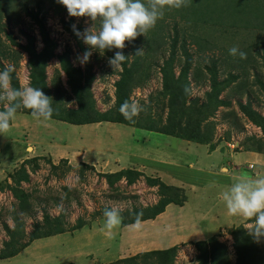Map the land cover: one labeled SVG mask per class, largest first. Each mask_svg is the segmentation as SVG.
Instances as JSON below:
<instances>
[{
	"label": "rangeland",
	"instance_id": "1",
	"mask_svg": "<svg viewBox=\"0 0 264 264\" xmlns=\"http://www.w3.org/2000/svg\"><path fill=\"white\" fill-rule=\"evenodd\" d=\"M20 1L4 3L5 8H9L8 16L0 11V71L7 64L15 66L11 85L16 88L32 87V81L28 55L13 41L26 44L25 32L34 37L36 51L42 48L38 27L19 5ZM23 1L29 6L35 2ZM42 13L46 15L44 23L49 36L56 42L54 54L69 50L66 61L70 74L62 68L56 56L48 59L45 68L46 87L41 90L52 99L53 114L86 120L103 113L110 119H125L119 112L120 105L125 100H137L143 111L130 121L144 125L151 114L160 129L192 135L202 142L191 140L185 143L186 139L177 136L134 126L127 128L120 122L103 120L82 123L76 128L70 127L73 123L64 121L68 128L59 132L61 142L66 141L63 147H51L47 142L45 150L36 153L33 146L36 135L31 131L40 120L29 118V110L19 109L10 122V130L0 134V252L4 241L9 239L4 225L12 228L20 224L22 229H19L15 244L27 246L13 258L0 259V264H49L47 261L51 259L61 264H108L139 252L163 250L175 245V254L142 255L138 264H198L194 242L207 240L210 236L205 237L191 224L199 221L202 226L200 220L216 214L224 215L225 220L233 216L215 193L202 199L193 198V194L188 207L191 215L176 213L178 204L187 200L183 191L151 186L146 177H171V172L165 175L164 167L160 165L169 160L172 162L167 164L175 165L177 157L190 160L191 153L185 148L191 144L190 150L195 152L194 143L207 153L216 149V162L221 164L222 171L228 167L226 155L239 150L256 152L252 158L255 163L264 160V128L254 124L239 106L243 103L264 117V0H188L186 7L166 8L162 18L145 35L126 41L122 52L129 60L128 65L132 66L130 70L135 82L127 99L121 103L116 101L115 82L121 77L123 67L114 71L108 64V59L121 50H106L101 55L81 39L83 47L92 51L90 73L93 79L87 88L85 64L81 65L77 60L78 54L83 53L63 29L60 18H72L73 25H79L81 32L93 22L88 17H71L67 11L57 14L48 1L39 15ZM96 28L99 29V21ZM233 46L245 52L247 58L230 55L229 49ZM138 48L144 49L143 55H135ZM173 48L177 58L167 62ZM184 52L191 56V65L186 78L177 83ZM163 71L170 77L168 90L163 86ZM211 77L216 81L214 91L218 99L226 104L219 105L216 100L208 99L207 93L212 91ZM182 87H187V96L175 103L172 97L180 94ZM212 94L215 93L212 91ZM70 109L78 110L75 113ZM0 110H3V104H0ZM173 111L180 116L183 113L182 127L171 118ZM262 124L264 126L263 120ZM36 132L38 136L46 134L43 127ZM76 136H82V141L91 138L87 143L90 146L66 151V146ZM46 138L43 135L42 139ZM22 143L29 145L26 148ZM165 143H172V149ZM22 165L29 179L16 185L12 174ZM126 168L140 171L141 175L132 184H128L125 177L114 185L108 184L105 173ZM227 189L221 187L220 192ZM167 195L183 202L171 203L176 209L170 208L163 213L165 206L162 214L141 221L139 229L129 227L133 223L111 231L104 229L103 212L106 208L118 207L129 218L134 209H137L136 213H144L145 208L157 205ZM43 213L51 217L62 215L65 229L69 230L40 238L38 243L29 241L33 223L41 221ZM79 221L83 226L71 229ZM205 223L211 224L212 220ZM250 223L251 220L243 218L236 225L223 227L216 235L228 246L229 264H235L236 258L229 231L238 226L245 228ZM254 247L257 261L253 264H264L260 261L264 259V240L254 241ZM54 249L60 250L56 258Z\"/></svg>",
	"mask_w": 264,
	"mask_h": 264
},
{
	"label": "trees",
	"instance_id": "2",
	"mask_svg": "<svg viewBox=\"0 0 264 264\" xmlns=\"http://www.w3.org/2000/svg\"><path fill=\"white\" fill-rule=\"evenodd\" d=\"M8 2V0H0V11L3 12L4 15L8 16L7 11L9 8H5L4 3ZM21 0L19 2V5L23 8L27 16L31 18V20L37 25L38 27V32L40 36V40L42 42V48L39 51H36L33 42H34V37L28 35L27 33L24 32V35L26 36L27 42L26 44L22 45L18 42H14V44L18 45L21 47L28 55V65L30 68V78L32 81V87L34 88H44L45 89V68L47 65L48 59L51 57L56 56L59 59L60 64L62 65V68L67 71L68 73V67L69 63H67V56L69 55V50L66 49L62 54L60 55H55L54 54V49L56 48V42L49 36V33L46 29L45 26V13H42V15H39L44 7V3L46 1L49 2V4L54 8L55 12L57 14H60L62 12H66L67 9L58 4L56 0H35L34 5L29 6L25 3V1ZM15 2V0H14ZM61 24L63 26V29L76 41L77 47L80 49L82 53L85 51H88L83 47V43L80 38H78L73 31V19L69 18L68 20H65L64 17L61 16L60 18ZM76 28L80 31V26L77 25ZM175 49H172V53L170 54V57L167 62H171L177 58V54L174 51ZM185 58H184V63L181 66V69L179 71V76L177 77V83L179 81H182L186 78V74L190 68L191 65V56L184 52ZM67 60V61H66ZM128 58L123 62V72L121 74V77L115 82V87L117 90V97L116 101L117 102H122V100L127 99V93L131 90L132 84L135 82L133 73L130 70L132 67L131 65H128ZM86 67V72H87V77H86V82L85 86L88 88L90 83L92 82L93 79V74L90 73L91 70V63L90 59L89 61L85 64ZM164 89L168 90L169 88V75H167L164 71ZM38 74V77L36 75ZM210 85L212 87V91L207 93L208 99L211 100H216L219 105H224L223 101L218 99L217 97V92L214 91L216 87V81L214 77L210 78ZM13 88H16V86H12ZM80 88V86H79ZM187 87H182L181 88V93L176 95L175 97H172V100L175 101V103H179L180 99H185L187 96ZM240 108L242 112L257 126L264 128L262 124V120L264 121V117L259 115L255 110L251 109L250 107H246L245 104L240 103ZM215 109V108H214ZM28 110V109H27ZM73 110L71 112H77L78 109H70ZM30 111V110H29ZM173 120H177L178 126L182 127V119H183V113L177 115V111H173ZM178 116V117H177ZM179 119H177V118ZM51 118L65 121L68 123H73V124H82V123H89V122H98V121H113V122H120L123 124H127L130 126L150 130V131H155V132H162L164 134L168 135H173L177 136L186 140H194V141H201V139H197L196 137L192 135H182L181 133L173 130H163L159 128V125L155 123V119L152 117V115H148L146 119L147 124H141L137 122H133L130 120L126 119H110L107 116H104L103 113L99 115L97 118L92 119V118H87L86 120H79L76 119L74 116L73 117H59L58 115L53 114ZM170 121V118H169ZM198 125V124H197ZM214 147H212L213 149ZM255 151V150H254ZM53 164V163H52ZM55 165H52L54 167ZM14 174V175H13ZM12 174L13 176V181L14 184L18 185L20 182L24 180H28L29 176L28 173L26 172L24 166L22 165L20 168L16 169V171ZM138 175H141L140 171L137 170H132L130 168L122 169L120 171L112 172V173H105L104 177L106 178V181L108 182L109 185H114L115 182L121 180L122 177H125V181L128 184H132ZM147 183L151 186H158L159 188H173L174 190L181 191V188L172 186V185H167L164 183L161 179L157 177H151L147 176L146 177ZM9 188H13L10 184H8ZM162 195H166L165 192H161ZM183 196H185L183 194ZM182 203V200H177L173 198L172 196H164L160 199V202L157 203V205L149 206L148 208H145L146 211L143 213L141 217V221L147 220L154 218L157 214L161 213L164 210V207L171 203ZM137 209H134L132 211V216L127 218L125 212H121V215L123 217V222L120 225V227H124L128 224L134 223L135 221V215H136ZM20 224H15L14 227L10 228L7 225L5 226V230L7 235L9 236V239L4 241V248L0 252V259H6L9 257H13L16 254H18L22 249H24L27 244H20L16 245L15 241L19 237L20 230L22 228L19 227ZM83 226V222L79 221L77 226L71 228V229H78ZM20 229V230H19ZM69 229H65V224L63 221L62 215H57L54 217L49 216L47 213H43V218L39 222L33 223V229L29 233V241L37 240L40 238L44 237H50L52 235L60 234ZM230 235L232 236L233 243H232V248L235 251V264H253L255 263L256 260V252H255V247H254V240L252 237L248 234L246 229L242 226L235 227L234 229L229 231ZM195 246L198 250V254L196 256V260L198 264H229L228 261V246L224 243L221 242L216 235L210 236L207 240H201L194 242ZM177 246H172L163 250H150V251H143L136 253L135 255L132 256H127L123 258H119L117 260H114L108 264H138V259L142 255H147V254H154V253H165V254H175ZM261 262H264L263 260H260Z\"/></svg>",
	"mask_w": 264,
	"mask_h": 264
},
{
	"label": "clouds",
	"instance_id": "3",
	"mask_svg": "<svg viewBox=\"0 0 264 264\" xmlns=\"http://www.w3.org/2000/svg\"><path fill=\"white\" fill-rule=\"evenodd\" d=\"M67 9L71 17H88L93 22L83 32L73 25L74 34L82 39L90 49L97 50L101 55L106 50L119 49L113 57L108 59L109 66L114 70L122 67L126 56L122 50L126 41L131 42L139 35H145L153 28L158 19L162 18L164 10L180 9L188 5V0H56ZM99 21V29L96 22ZM144 49H136L135 55H143ZM232 56L239 55L246 59L247 54L240 51L237 46L229 49ZM92 55V51L78 54L77 60L86 64ZM15 66L7 64L0 71V134L10 130V122L15 119L19 109L30 110L34 119L47 121L53 115L52 99L41 88L21 86L13 88L11 85L12 74ZM143 111L137 100H125L119 108L120 114L126 120H133ZM152 177V176H151ZM230 187L220 194L228 213L252 221L245 229L257 243L264 240V176L251 179L243 176L233 177ZM173 203V202H171ZM170 204V203H169ZM143 213L135 215V221L129 227L139 229ZM104 229L109 231L120 226L123 222L121 210L118 207L106 208L103 212Z\"/></svg>",
	"mask_w": 264,
	"mask_h": 264
},
{
	"label": "crops",
	"instance_id": "4",
	"mask_svg": "<svg viewBox=\"0 0 264 264\" xmlns=\"http://www.w3.org/2000/svg\"><path fill=\"white\" fill-rule=\"evenodd\" d=\"M28 116L30 118L31 114H29ZM72 125L77 128V126H79L80 124H71L70 127ZM123 125L127 126V128L133 127L127 124H123ZM39 127H43L46 134H42V136H38L36 130L39 129ZM64 127L68 128L64 124V121H61V120H57L54 118H51L50 120H47V121L40 120V123L35 128V130L31 131V133L34 132L36 135V139L33 141V146L35 147L36 153H40L43 150H45L44 148L46 147L47 142L49 143V146L51 147H57V145H61L63 147L66 141L61 142L59 132L62 128L64 129ZM71 134L69 135V137L72 138L73 136H71ZM43 135H45L48 138L43 140L42 139ZM81 137L82 136L80 137L76 136L75 140H73V142L69 144V146L68 145L66 146V148H68L66 149V151H69L72 149L79 150L81 149V146L88 145L87 143L90 141L91 138L87 140L88 138L87 137L85 140L82 141ZM188 141L190 140H186L185 143H187ZM51 142H54L55 145H53ZM165 144L167 148L172 149L171 147L172 143L170 145H168V143H165ZM194 144H195L194 147L196 150L195 152L190 150L191 144L189 146H186L185 148V151H188L191 153L190 160L189 158L181 159L177 157L178 159H175L177 161L175 165L167 164V163H171L172 160H169L168 162L165 161L164 163L167 162L166 165L164 163L163 165H160V167H164L165 175L168 171L171 172V177L165 176L166 179H164L163 176H161L160 179L163 180V182H165L168 185L181 188V190L183 191V194L187 198V200H185L186 202H184L185 204L184 203L178 204L179 206H177V209L173 207L171 203L167 204L163 213L168 211L170 208H174L178 211L176 213L184 212L186 216L188 213L189 215H191L192 213V211H190L191 208H188V207H190L189 205L190 197L193 194H194L193 198L202 199V198L208 197L211 193H215V195H218V198H220V194H221L220 188L221 187L229 188L230 185L234 182L232 179L233 177L243 176L245 178L251 179L253 177L264 176V160L261 159L260 163H255V161L252 160V158H254L253 154H255L256 152L247 151V150L246 151L239 150L237 151V153L226 155L225 158H226L228 167L226 166V171H222L221 164L216 162L217 156H215L214 154L216 149H213L210 153H207L203 150V148L196 146L197 143H194ZM21 145L23 147H26V146L28 147L29 144L24 145V143H22ZM173 150L174 152L176 151V154H179L177 149H173ZM120 151H123V150L120 149ZM181 156L183 158V153L181 154ZM249 166L252 168L248 169ZM223 218H224V215L216 214L215 216L212 215L208 217V219L212 220L211 224L205 223L206 221H208L207 219V220H200V222L203 221L201 223L203 224L202 226H200L199 221L197 222L195 221V223H192L191 226H195L198 231H200L202 234L205 235V237H209L211 235H217L219 231L223 229V227L232 226L233 224L236 225L240 223L241 220L243 219L242 217H239V216H233V218L231 217L227 220ZM165 225H167V223H165ZM38 241H39L38 239L33 240V242H37V243ZM59 252L60 250L54 249L55 258L57 255L56 253H59ZM13 257H9V258H13ZM47 262L49 264L51 263L61 264L60 262H57L54 259L48 260Z\"/></svg>",
	"mask_w": 264,
	"mask_h": 264
}]
</instances>
